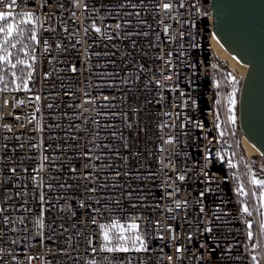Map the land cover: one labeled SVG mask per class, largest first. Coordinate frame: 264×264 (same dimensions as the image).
Segmentation results:
<instances>
[{
  "label": "built area",
  "instance_id": "obj_1",
  "mask_svg": "<svg viewBox=\"0 0 264 264\" xmlns=\"http://www.w3.org/2000/svg\"><path fill=\"white\" fill-rule=\"evenodd\" d=\"M9 2L32 68L0 66V264H264V157L211 0ZM117 220L147 250L103 251Z\"/></svg>",
  "mask_w": 264,
  "mask_h": 264
},
{
  "label": "water",
  "instance_id": "obj_2",
  "mask_svg": "<svg viewBox=\"0 0 264 264\" xmlns=\"http://www.w3.org/2000/svg\"><path fill=\"white\" fill-rule=\"evenodd\" d=\"M217 42L247 68L239 94L244 137L264 157V0H211Z\"/></svg>",
  "mask_w": 264,
  "mask_h": 264
},
{
  "label": "snow or ice",
  "instance_id": "obj_3",
  "mask_svg": "<svg viewBox=\"0 0 264 264\" xmlns=\"http://www.w3.org/2000/svg\"><path fill=\"white\" fill-rule=\"evenodd\" d=\"M17 0H10L9 3L5 5L8 9H11ZM4 0H0V4H3ZM165 10H168L171 5L165 4L163 6ZM33 16L31 13L22 14L19 21H16V18L13 16V13L9 10L7 12H0V37H2V41H0V66H10L12 69H15L17 65H24L26 68L31 69L32 64L28 63L25 60L20 59L18 56H14V53L10 49L17 48V44H21V51H24L25 55H28V52L25 50L26 46L23 45V37H24V28L23 25L28 24L32 21ZM119 27V25H117ZM97 32L100 31L99 28L95 29ZM28 31L31 33L30 39L35 41L37 39L34 28H29ZM34 60L35 57H32ZM15 61V62H14ZM75 70V69H73ZM15 75V73H13ZM31 72L27 73L28 78H31ZM171 77H168L170 79ZM22 86L25 91L29 90L27 83L22 81ZM18 88L21 85L17 86ZM36 100H39V97H36ZM232 100L230 103H234ZM23 103V101H21ZM234 122V117H233ZM46 159V157H45ZM183 179V177H180ZM257 187L264 189V181H253ZM244 194V193H242ZM179 207V204H177ZM2 211V210H0ZM243 211L251 215L248 208H244ZM39 226L43 227L42 221L39 222ZM138 225L136 223H131L128 225L120 223L118 220L112 224H101L100 228L103 231V251L112 253V252H127L129 250L128 242L131 240V245L135 250H147L144 242L139 235L128 236L125 233L135 232L138 229ZM251 235V233L249 234ZM116 242L115 245L113 242ZM139 242V243H137ZM179 251V249H177ZM256 257H253L255 260Z\"/></svg>",
  "mask_w": 264,
  "mask_h": 264
},
{
  "label": "bare ground",
  "instance_id": "obj_4",
  "mask_svg": "<svg viewBox=\"0 0 264 264\" xmlns=\"http://www.w3.org/2000/svg\"><path fill=\"white\" fill-rule=\"evenodd\" d=\"M216 50L221 59L229 65L232 69L239 70L246 74L247 68L241 65L232 55H230L217 41L215 42ZM245 147L250 155H259V151L248 141L245 140Z\"/></svg>",
  "mask_w": 264,
  "mask_h": 264
},
{
  "label": "rangeland",
  "instance_id": "obj_5",
  "mask_svg": "<svg viewBox=\"0 0 264 264\" xmlns=\"http://www.w3.org/2000/svg\"><path fill=\"white\" fill-rule=\"evenodd\" d=\"M235 70V69H234ZM239 71V70H237ZM233 100L235 101L233 103V107H234V112L237 111V106H238V103H239V96L236 94L234 97H233ZM220 133L222 134V129L220 128L219 129ZM223 135V134H222ZM261 203L263 204V207H264V192L262 193V200H261ZM263 214H264V209H263Z\"/></svg>",
  "mask_w": 264,
  "mask_h": 264
}]
</instances>
